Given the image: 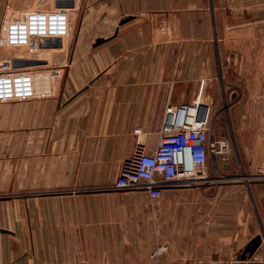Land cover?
Returning <instances> with one entry per match:
<instances>
[{"label": "crops", "instance_id": "0c3cea01", "mask_svg": "<svg viewBox=\"0 0 264 264\" xmlns=\"http://www.w3.org/2000/svg\"><path fill=\"white\" fill-rule=\"evenodd\" d=\"M26 5L0 0V36ZM77 6L104 29L56 55V95L0 102V264H153L162 246L167 264H241L257 236L246 264H264V179L165 188L156 200L114 187L138 144L158 146L167 107L213 105L221 84L241 168L254 176L264 162V0Z\"/></svg>", "mask_w": 264, "mask_h": 264}, {"label": "built area", "instance_id": "2783aa9c", "mask_svg": "<svg viewBox=\"0 0 264 264\" xmlns=\"http://www.w3.org/2000/svg\"><path fill=\"white\" fill-rule=\"evenodd\" d=\"M46 1L50 7L27 11L18 19H9L2 29L0 53L10 48L22 50L29 56L0 54V102L56 95V82L63 75L64 67L52 66L49 60L35 57V54L65 49L71 32V12L77 11L78 6L77 0ZM59 1L72 5L59 6ZM56 39L60 40V46L54 45ZM16 61H24L26 65L16 66ZM31 62L34 63L29 64ZM261 103L264 138V80ZM233 149L229 138L216 135L208 105L169 106L156 149L148 152L144 144H138L134 153L122 163L114 187L123 191L144 189L156 200L165 188L199 187L224 181L226 179L217 176V166L229 162ZM210 162L213 170L209 169ZM258 172L256 178L264 179V163L258 166ZM63 178L61 173V180ZM164 249L161 247L155 252L157 258L153 264H167L158 258Z\"/></svg>", "mask_w": 264, "mask_h": 264}, {"label": "rangeland", "instance_id": "374dc122", "mask_svg": "<svg viewBox=\"0 0 264 264\" xmlns=\"http://www.w3.org/2000/svg\"><path fill=\"white\" fill-rule=\"evenodd\" d=\"M27 1V2H26ZM25 3H27V5L25 6L24 9L27 10H35V9H45L50 7V3L46 0H24ZM21 9H17V10H11V12L9 13L10 16H13L10 18L11 19H18L22 16L23 13H25V11H20ZM27 12V11H26ZM103 15V14H102ZM94 19V17H91L90 12H86V10L80 8L77 11H73L71 12V32H70V36L66 39V43H65V49L62 51V53L68 49V47L70 45H72V41L75 39V37L77 35H79L81 33V35H86L90 38H94L95 35H97L98 33V29H104V25H102L101 23H95L92 19ZM100 20H104V18H101ZM101 22V21H100ZM111 30V28H110ZM106 32V31H104ZM109 32V31H108ZM112 32V30L110 31ZM107 34V33H106ZM104 34V35H106ZM109 34V33H108ZM105 38V37H102ZM3 52H8V54H22L24 56H29L27 55L26 52L22 51V50H15V49H10V48H5ZM61 52H38L37 54H35V57L38 56L39 58H43L46 60H49L51 63L55 60L56 55L60 54ZM61 53V54H62ZM54 64L52 63V66ZM228 95L227 91H225L223 84H221L219 86V89L216 91V99L214 101L213 105H210V113H211V124L212 127L215 130L216 135L218 136H231L232 141H233V153H232V157L229 160V162H231L232 165H234V168L236 167V171L231 172L230 175H228L227 177L222 176L218 178L221 179H226V180H232V179H238V180H249L250 178H256L257 176L259 177V172H258V168L257 170L254 172V176H251L253 173L249 174L246 173L244 170H242L243 166L245 165L246 167V163L245 161L242 160L241 156L238 154V151L236 149L235 146V142H234V135H235V131H236V125L233 123L232 120V111L233 108L229 105H227V100H228ZM234 113V111H233ZM211 161V160H210ZM259 164L264 163L263 161L258 162ZM257 163V164H258ZM212 163H209V169L212 170ZM242 166V168H241ZM212 172V171H211ZM212 176H215V174H213ZM216 178V177H214ZM163 247V246H162ZM161 248V247H158ZM157 248V249H158ZM156 249V250H157ZM155 250V251H156ZM154 251V252H155ZM164 252H166V249H164ZM163 252V254H164ZM185 263V262H183Z\"/></svg>", "mask_w": 264, "mask_h": 264}, {"label": "water", "instance_id": "95a60500", "mask_svg": "<svg viewBox=\"0 0 264 264\" xmlns=\"http://www.w3.org/2000/svg\"><path fill=\"white\" fill-rule=\"evenodd\" d=\"M70 4L72 5V3L67 2V1H59L57 3V5L59 6H63V5H67ZM128 20H130V18H124L120 21V25L124 24L125 22H127ZM107 41L106 38H98L95 42V46L101 45L103 43H105ZM54 45L56 46H60V40L56 39L54 40ZM34 62H31L29 64H33ZM16 66L18 65H26V62L24 61H16ZM1 231V230H0ZM262 238L261 236H257L255 237L250 244L246 247L244 253L242 254V256L240 257V262L241 264H246V262H251L254 254L256 253L259 245L261 244ZM251 264H257V263H251Z\"/></svg>", "mask_w": 264, "mask_h": 264}]
</instances>
